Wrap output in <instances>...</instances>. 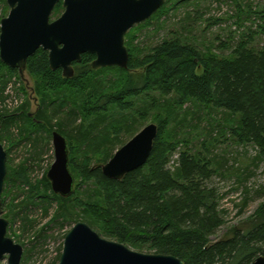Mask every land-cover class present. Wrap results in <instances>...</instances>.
Segmentation results:
<instances>
[{
    "label": "trees",
    "instance_id": "1",
    "mask_svg": "<svg viewBox=\"0 0 264 264\" xmlns=\"http://www.w3.org/2000/svg\"><path fill=\"white\" fill-rule=\"evenodd\" d=\"M196 1L204 0H168L139 28ZM0 2L8 9L6 1ZM246 4L234 3L239 15H248L251 26L237 24L244 32L234 46H223L228 55L213 47L200 49L182 33L147 53L135 52L130 45L136 26L126 35L127 70L95 71L96 57L86 54L74 64V77L66 79L62 70H51L48 52L40 49L32 56L26 72L36 82L31 90L40 98L38 110L30 113L28 104L0 107V141L27 140L42 159L48 146L44 134L50 141L52 133L59 132L69 143L75 187L72 196L62 198L53 192L47 174L33 184L29 160L16 168L7 165L1 200L12 219L30 206H43L48 216L56 205L51 224L82 221L140 253L173 256L185 264H253L264 256V203L248 221V229H232L214 241L225 223L220 196L207 184L217 174L214 155L207 145L192 148L186 133L189 117L201 119L199 112L225 114L222 121L233 141L253 144L256 161L264 165V47H254L256 39L264 37V7ZM63 12L61 2L52 18ZM15 77L22 81L19 71L0 59V104L8 100L7 89ZM151 122L159 134L147 164L122 181L105 177L101 166ZM21 196L23 201L16 204ZM22 220L25 227L33 224L27 215Z\"/></svg>",
    "mask_w": 264,
    "mask_h": 264
},
{
    "label": "water",
    "instance_id": "2",
    "mask_svg": "<svg viewBox=\"0 0 264 264\" xmlns=\"http://www.w3.org/2000/svg\"><path fill=\"white\" fill-rule=\"evenodd\" d=\"M10 12L0 28V59L17 69L21 79L28 60L40 49L48 52L52 71L62 70L66 79L75 75L74 64L90 54L96 57L95 71L105 68L128 69L130 53L126 35L149 21L168 0H4ZM63 2L64 13L52 21ZM156 124L144 127L101 166L103 175L114 181L144 167L158 138ZM55 162L47 174L53 192L62 198L74 193L75 177L70 170L68 140L59 132L52 134ZM7 176V152L0 142V262L21 264L22 246L8 237L9 221L3 217L1 200ZM58 264H185L167 255L145 254L101 237L80 221L65 237ZM253 264H264V256Z\"/></svg>",
    "mask_w": 264,
    "mask_h": 264
},
{
    "label": "rangeland",
    "instance_id": "3",
    "mask_svg": "<svg viewBox=\"0 0 264 264\" xmlns=\"http://www.w3.org/2000/svg\"><path fill=\"white\" fill-rule=\"evenodd\" d=\"M235 1H242L245 5L251 3L255 7H264V0L196 1L180 11L171 13L167 19L164 17L159 23L153 20L150 27L139 28L138 25V31L133 33V42L130 47L135 52L147 53L163 40L174 37L176 33H182L187 40L200 49L213 47L217 53L221 54L225 51L224 45L234 46L239 35L244 32L242 27L251 26L246 13L239 15L234 5ZM9 12V7L5 8V5L0 2V17L4 15L7 17ZM58 18H52V21ZM210 19H213L212 22ZM238 23L243 26L240 28ZM254 47H264V37H258ZM223 54L228 55V52ZM139 72L142 73V71ZM35 83V79L27 72L22 81L15 77L7 89L8 100L0 104V107L14 109L28 104L30 113H36L40 98L32 93L31 88L35 87ZM199 113L201 119L189 117L191 122L186 128V133L192 141V148L201 150L202 146L207 145L214 155L213 161L216 163L217 174L207 184L220 196V210L225 221L214 237L216 242L229 235L232 229L249 228L248 221L257 208L264 203V165L256 161L257 149L253 144L238 145L233 141L227 124L222 121L226 117L225 114L208 115L206 111ZM192 126H197V129H193ZM14 133L16 139H19L18 131L14 130ZM44 137H46L44 144L47 143L48 146L43 149L42 159L34 155L32 145L27 143V140L14 143L5 138L2 142L0 141L7 152L8 166L16 168L29 160L28 174L33 184L40 182L55 162L52 135L50 141H47V134H44ZM128 142L125 141V144ZM211 144L214 147H211ZM124 145L119 146L114 154ZM177 158L176 154L172 158L170 167L174 165ZM23 199L24 196H21L16 204L21 203ZM9 203L10 200H8ZM55 207L56 205L47 216L43 206H30L23 213L24 215L21 213L19 217L12 219L9 209L3 205V217L9 221L8 237L23 248L21 264H55L58 261L65 236L75 224L74 222L64 225L51 224ZM25 215L33 221L32 225L25 227L22 220ZM100 236L111 240L104 235ZM0 264H8V256Z\"/></svg>",
    "mask_w": 264,
    "mask_h": 264
}]
</instances>
